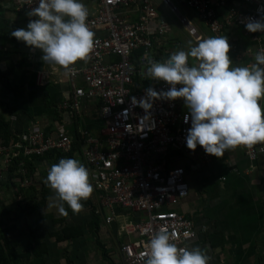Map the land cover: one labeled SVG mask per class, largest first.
Returning <instances> with one entry per match:
<instances>
[{"label":"built area","instance_id":"2783aa9c","mask_svg":"<svg viewBox=\"0 0 264 264\" xmlns=\"http://www.w3.org/2000/svg\"><path fill=\"white\" fill-rule=\"evenodd\" d=\"M93 1L95 7L86 19L94 33L93 47L87 59L70 66V95L58 108L76 115L83 100L98 99L104 135L93 136L78 129L82 134L74 138L61 123L52 130L13 132L8 143L0 141V179L8 177V169L15 160L13 173L21 176L18 181L25 188L30 182L27 161L34 162L37 156L50 151L67 153L76 140L78 154L89 173L100 223L109 229L113 227L118 235L115 251L123 264H145L150 255L147 242L156 232L167 231L170 242L178 249L187 247L195 237L192 218L176 209L188 194L183 163L192 154L203 161H209L212 155L205 154L200 146L195 150L186 148L190 118L188 123L184 122L187 109L182 98L154 99L147 112L132 103L133 97L137 101L145 97L148 87L157 92L169 87L147 74L151 62H163L168 57L160 56L157 50L168 22L159 16L156 3ZM163 1L170 6V0ZM181 1L214 36H223L225 26L233 23L257 42V51H264V32L250 33L244 28L246 19H260L264 15V0ZM28 2L12 0V5L16 12L26 14L37 6L34 0L31 5ZM219 9L225 10V14L221 15ZM188 30L200 38L195 25L190 23ZM188 63L191 65L190 59ZM240 147L250 161L264 154V141ZM185 232L194 235L186 239Z\"/></svg>","mask_w":264,"mask_h":264},{"label":"crops","instance_id":"0c3cea01","mask_svg":"<svg viewBox=\"0 0 264 264\" xmlns=\"http://www.w3.org/2000/svg\"><path fill=\"white\" fill-rule=\"evenodd\" d=\"M81 2L88 12L93 11V0ZM179 3L185 7L181 0ZM219 13L224 15L225 10L219 9ZM28 20L25 13L14 10L12 0H0V72L5 73L12 87L8 89L0 82V99L3 101L0 112L10 122L11 131L18 133L32 128L52 130L61 123L74 138L82 134L78 129L93 136L104 135L98 99L83 100L76 115L58 108L70 95L65 69L42 62L39 49L25 46L24 42L10 35L15 29L25 28ZM195 26L198 32L199 26ZM223 34L230 46L232 66L250 67L255 62L257 42L233 23L225 26ZM198 35V40H201L199 32ZM161 41L170 53L187 50L169 23ZM190 61L191 65L195 62ZM77 83L82 84L79 79ZM258 103L264 108V96ZM41 163L37 162V165ZM183 165L188 194L176 209L192 218L196 233L187 247L206 250L209 264H264V154L250 161L244 149L237 146L220 158L212 156L209 161L192 154ZM110 232L112 241L117 242L118 235L113 227ZM56 243H49L55 249L50 264H85L88 256L77 262L81 257L79 254L74 259L67 258V263H64L60 255L61 244ZM70 245L71 240L64 244L63 251L69 250ZM113 254L115 261L123 264L120 255L117 252ZM100 262L98 258H93L90 264ZM45 264H48L47 258ZM100 264H107V261Z\"/></svg>","mask_w":264,"mask_h":264},{"label":"clouds","instance_id":"9594fccd","mask_svg":"<svg viewBox=\"0 0 264 264\" xmlns=\"http://www.w3.org/2000/svg\"><path fill=\"white\" fill-rule=\"evenodd\" d=\"M34 2L37 6L30 8L26 16L35 19H29L25 28L15 29L10 35L25 46L39 49L42 62L60 66L68 75L70 66L87 59L93 47L94 33L86 23L87 7L81 0ZM32 3L29 0L28 5ZM244 28L250 33L264 32V15L246 19ZM229 48L226 36L208 37L188 50L170 53L163 62H151L147 74L169 87L160 92L148 87L145 97L139 101L133 97L132 103L147 112L154 99L182 98L187 109L184 122L190 118L185 136L189 150L200 146L205 154L220 158L237 146L264 141V108L258 103L264 96V51L255 52L250 67L232 66ZM189 57L195 59L194 64L189 65ZM88 177L87 168L79 160L60 158L48 169L46 182L56 198L75 213L92 192ZM193 235L184 233L186 239ZM146 246L150 255L145 264H209L206 250L178 249L164 230L153 234Z\"/></svg>","mask_w":264,"mask_h":264},{"label":"trees","instance_id":"16d2710c","mask_svg":"<svg viewBox=\"0 0 264 264\" xmlns=\"http://www.w3.org/2000/svg\"><path fill=\"white\" fill-rule=\"evenodd\" d=\"M164 48H166L164 44L157 48L159 55L169 56L170 52ZM0 82L6 88L12 89L11 82L5 73L0 72ZM2 103L3 101L0 99V106H2ZM12 137L13 132L10 129V122L0 112V141L8 143ZM78 151L79 146L74 140L72 150L67 153L50 151L42 156H37L34 162L27 161L25 168L30 182L25 188L19 184L18 178L21 176H16L13 173L16 169V162L13 160L8 169V182L2 183L0 179V189L2 187H5V189L10 188V192H8L9 190L5 191L6 194H11L13 199L22 195L24 201H19L14 207L0 209V264H45L46 254L49 253L50 247L48 246V239L40 237L37 232L41 231L40 227L44 220V212L48 206L50 194L46 190L49 189V185L46 184L41 190H37L31 181L36 175L47 176L50 166L57 163L60 158H74L81 162ZM37 162L42 163L37 165ZM55 199L57 204L55 206L58 208L59 214L49 221L53 226L51 225L46 238L50 239L52 237L55 242L67 240L73 242L75 238L83 237L86 230L95 237L96 249L101 251V256L107 261V264H118L113 256L114 249L110 252L111 247L108 249L106 243L102 242L98 235L101 217L95 211L96 206L92 192L86 200L81 201L82 208L75 213L66 203L59 201L56 197ZM61 207L64 208L63 212L60 211ZM84 211H87L90 216L85 224L71 219ZM32 223L35 224L34 228L31 225ZM22 238H25V241H22ZM20 246H22V249H19Z\"/></svg>","mask_w":264,"mask_h":264},{"label":"rangeland","instance_id":"374dc122","mask_svg":"<svg viewBox=\"0 0 264 264\" xmlns=\"http://www.w3.org/2000/svg\"><path fill=\"white\" fill-rule=\"evenodd\" d=\"M156 5H157V10L165 17V19L167 20V22L169 23L170 27L174 30L177 31V34L179 36L180 42L183 45V47H186V49L188 50L190 47L196 45L200 40L197 39V37L193 34L189 33L188 27L184 24L183 21H181V19L179 18V16L176 14V12H174V10L170 8V6L165 3L163 0H153ZM170 2L174 5V7L176 9H178L182 15H184V17L186 16H190V19L188 17H186L191 24L193 25H197L199 26V34L201 35L202 39H204L206 36L208 37H214V35L212 33H210V31L205 28V26L202 24V22H200L198 20V18L196 17V14L187 8L182 6L179 3V0H170ZM224 12V11H222ZM189 13V14H188ZM186 15V16H185ZM201 39V40H202ZM229 58H231V54L228 53ZM191 60H194V58H191ZM195 63V62H194ZM37 176V175H36ZM34 176V179H32V183L35 185L37 190H40V188H43L46 184H48L46 182V176L43 175H39V177ZM8 180V177L4 176L1 178V182L4 183L5 181ZM8 182V181H7ZM6 182V183H7ZM9 190V191H8ZM10 188L9 189H5V187H2L0 189V209L3 207L5 209H8L10 207H14L16 205V203H18L19 201H24V196H19L16 199H13L11 194H6L5 191L10 192ZM50 195H49V201H48V208L46 207L45 212H44V220L42 221V226L40 227L41 231L37 232V234L40 237H47V232L50 230L51 228V222L49 223V221L52 220L53 217H56L59 214V210L58 208L55 206L56 204V194L55 191L53 189H51L49 187V189L46 190ZM28 196V195H25ZM105 213H109V211L107 209H105ZM76 217L71 218L74 221H78L81 224H85L88 219L90 218L89 213L87 211L81 212L80 214L75 215ZM143 217V214H142ZM32 227H35V224H31ZM53 226V225H52ZM100 233L98 234L100 236V239L102 242L106 243V247H108V249L110 248V252L115 251V245L116 242L113 240L112 241V237H111V232L110 229L108 227L102 226V229H100ZM49 239V238H48ZM95 237L92 234H89L86 230L85 233L83 235V237H78L75 238V240H73V242L71 241V245L69 248V250L67 251H63L64 249V244H66L68 242L64 241V242H58V245H60L62 247V250L60 251V255H61V259L64 263H67V258H71L74 259V257L79 254V257L77 259V262L82 260L83 258H87L85 264H90L91 260L93 258H98V261L100 260L101 262H106L104 261L101 256V251L98 249H96V245H95ZM22 241H25V238H22ZM52 241L54 243L55 240L54 238H50L49 239V243H52ZM87 243H90V245H88ZM54 245H57L54 244ZM50 247L49 249V253L46 254V258L48 261V264L51 263V259H52V254L55 253V249L49 244L48 245ZM19 249H22V246L19 247ZM52 249V250H51ZM65 250V249H64ZM84 259V261H85ZM100 262V263H101ZM117 262H119V260H117ZM99 263V264H100ZM68 264V263H67ZM120 264V263H119Z\"/></svg>","mask_w":264,"mask_h":264},{"label":"water","instance_id":"95a60500","mask_svg":"<svg viewBox=\"0 0 264 264\" xmlns=\"http://www.w3.org/2000/svg\"><path fill=\"white\" fill-rule=\"evenodd\" d=\"M170 6L172 7L173 10H175V12H176V14L179 16V18H180L183 22L186 23L187 27H189V26H190V23H188V22L186 21V19L182 16V14H181L178 10H176V8L174 7V5H173L172 3H170Z\"/></svg>","mask_w":264,"mask_h":264}]
</instances>
